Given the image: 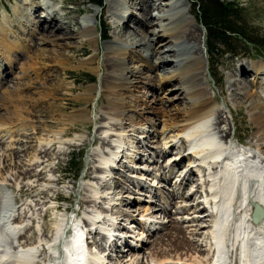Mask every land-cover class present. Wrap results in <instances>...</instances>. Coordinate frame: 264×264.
Returning a JSON list of instances; mask_svg holds the SVG:
<instances>
[{
	"label": "bare ground",
	"instance_id": "6f19581e",
	"mask_svg": "<svg viewBox=\"0 0 264 264\" xmlns=\"http://www.w3.org/2000/svg\"><path fill=\"white\" fill-rule=\"evenodd\" d=\"M26 1L35 16L29 21L38 26L41 35L38 41L42 45L36 46L34 42L31 46L23 40L33 55H29L30 63L27 66L26 63L20 64L22 72L24 68L28 70L35 67L33 63L42 64L41 68L47 72L52 62L64 66L68 58L61 50L71 46L67 40L73 34L65 20L70 12L64 6L59 9L53 8V5L51 7L49 0ZM128 3L134 7L141 5L146 12L142 19L138 17L134 21L137 28L135 32L125 23V19L133 17L129 8L122 11L112 9L110 12V17L116 19V30L113 38L104 46L105 55L112 66L105 69L107 74L101 85L108 95V103L102 110V126L99 128L102 135L100 141L108 149H96L92 154L94 162H91L95 164L89 168L88 175L89 171L96 173L88 179L83 177L85 196L82 205L85 210L76 222H70L68 209L62 210L57 204L59 199H63L58 192L61 178L55 177L57 165L50 164L56 143L67 135L66 127L38 131L37 122L42 123L43 119L38 116L37 110L25 106V102L19 100L23 95L16 94V90L12 92L11 88L0 93V110L3 111L0 112V264H82L83 256L86 258L85 264H264V98L259 97L257 92V89L264 91V67L251 65L249 71L254 73L252 81L250 76H246L248 72H244L243 65L231 70L242 76L240 81L230 82V85L234 87L235 95L245 91L244 97L249 103L257 138L256 147L253 148L240 142L235 144V134L231 138V134L222 126L224 117L217 112L214 97L207 91L205 32L192 13L190 2L128 0ZM44 5L45 9L42 8ZM154 8H158V20L163 22L161 25L153 18ZM17 10L15 13H18ZM98 14L95 8L90 12L92 18L85 17L80 25L77 34L82 43L89 42L98 47ZM2 15L0 85L7 80L6 75L11 74L13 64H18L19 59L13 51L14 47L21 46V42L10 40L12 28L7 24L12 22L11 13L5 9ZM47 16L56 22L44 28L41 22ZM33 30L31 32L34 33ZM23 47L19 51L24 55ZM138 48L150 51V55L143 54ZM98 55V51L91 54L85 62L92 64ZM7 60L9 63H6ZM156 65L162 70L172 68L163 78L166 83L172 80L177 82V90L184 94L186 106L175 112L166 109L153 111L161 117L163 129L157 133L160 138L157 140L159 145L154 146L155 154L145 160H157L171 149L177 151L171 158L166 157L164 165L155 166L153 171L144 166L135 165L132 168L133 171L138 169L154 176L149 186L142 181L145 173L128 177L136 189H147L144 195L150 199L140 200L136 195L133 197L124 193L137 191L134 187L121 186L124 194H120L122 191L117 192L121 180L116 179V187L113 188L115 177H109V174L115 169L120 176H127L122 169H117L121 158L128 157L134 162V159L142 157L134 155V152L129 153L132 147L151 145L138 137L136 141H130L131 134L127 133L141 128L142 125L138 124L149 122L151 126L154 125L150 117H145V122L141 123L129 113L137 107L135 101L139 98L135 96V100H132L131 91L139 83L145 82L143 67L154 69ZM95 67L101 70L100 66ZM129 74L137 75L139 83L132 84ZM161 82L158 83L160 88L163 87ZM41 86L40 99L46 100L50 95L53 98L54 85L50 86L48 79H44ZM12 88L17 89L16 86ZM71 88L72 85L68 84L67 90ZM93 89L87 90L89 95L85 97L86 100L93 98ZM31 99L34 102L38 100L35 97ZM53 118L55 122L62 123L61 117ZM81 119L83 114L74 116L71 122ZM127 119L131 122L128 123ZM141 130L149 133L146 128ZM20 133L24 136L21 145L24 147L27 143V147L32 149L23 155L20 154V147L15 146V143H19L17 137ZM33 141L37 142L36 146H32ZM63 143L71 145V139L66 138ZM189 150L191 155L188 154ZM61 151H56L55 159ZM16 156H19L17 161L14 158ZM187 158L188 161L176 169ZM122 167H129L128 163L122 162ZM172 173L175 178L169 187L154 181L167 180ZM24 179H27L26 183H23ZM63 187L70 188L66 185ZM163 187L167 191H163ZM12 188L16 189L17 196ZM156 196L160 197L158 201ZM183 197L192 200L189 202L190 199L188 201ZM178 198H182L180 202L183 204L178 203ZM134 203L137 204L131 205ZM172 204L175 206L174 212L169 210ZM124 205L128 206L125 212ZM255 205L263 212L256 222L251 219ZM160 213L173 216L166 220ZM122 216L130 222L125 224L120 221ZM132 222H136V226L131 225ZM70 224L74 225L76 234L69 235L67 229ZM121 229L125 230L122 232ZM137 229L140 232L135 236L136 242L129 241L128 238L132 240L131 234ZM161 229L166 231L158 234L150 248H145L147 241H151L149 235ZM81 236H88L85 243L91 244L87 254L82 251ZM123 243L128 246V255L122 248Z\"/></svg>",
	"mask_w": 264,
	"mask_h": 264
},
{
	"label": "rangeland",
	"instance_id": "374dc122",
	"mask_svg": "<svg viewBox=\"0 0 264 264\" xmlns=\"http://www.w3.org/2000/svg\"><path fill=\"white\" fill-rule=\"evenodd\" d=\"M2 1L4 2L3 5H0V20L3 19L2 14L5 9L9 13H11L12 22L7 24L9 27L12 28L13 35H11L10 40L13 42L16 40L21 42L20 44L21 46H19V48L17 46L14 47L13 53L15 54V56L18 57L19 61L17 62L18 64L16 63L15 65L13 64V67L11 69L12 70L11 74L6 75L7 83L5 81L0 85V93H5V90L7 91L9 88H11L12 92H15L16 90V94L23 95V97L19 98V100L21 102H25V106H29L35 111L37 110L36 113L39 114L38 116L41 119H43V121H45V122L42 121V123L37 122L38 124L36 123L37 126H39L38 131H40V129H45L46 130L45 132H47L49 130H57L62 126L66 127L67 135L65 138L61 139L58 143H56L57 147H55L54 151H52L53 155L50 164L57 165V171L55 177L61 178L60 185L58 187V192L61 196H63V199H59L57 201L58 206L62 210L68 209V216L71 219H74L73 218L74 215H76V219H78L83 215V211L85 210V207H83L82 205V200L84 199L85 196V193L83 194V188H82L84 183L83 177L86 176V178L88 179L90 178V176H94V173H96L93 171H89V175H88L89 168L92 166V164H95L93 163L94 160L92 159L93 158L92 154L96 149H101V148L108 149V146L102 145L100 141L102 135L99 128L100 126H102V122H100L102 110L106 108V103H108V95L106 94L105 89L102 88L101 85L103 82V78L107 74V71L105 69L107 67L112 66V63L111 62L109 63L105 55L106 51L104 49V46L110 39L113 38L114 32L116 30L115 29L116 19L110 17L111 15L110 12H112V9H117L118 11H122V9L124 8H129L128 11L133 13V17L129 19H125V21H127L125 23H127V25H129V28L135 32L137 28L135 27L134 21H136V18L138 17L142 19L143 14H145L146 10L141 5L137 7L130 5L128 3V0H104L102 7L87 5L83 0H52L51 3L49 2L51 4V7L54 6L53 8L59 9V7L64 6L66 7L67 12H70V15L67 16L65 20L68 22L69 28L73 31V34L67 40L71 44V46L66 50H61L64 56L68 58L67 63L64 64L63 66L59 63L52 62L48 72L46 69L44 70L41 68L42 64L33 63L36 65L35 67H32L28 70L24 68L25 71L23 70L24 72H22L21 65L23 63H26L25 66H27V64L30 63V62L28 63L29 57L33 55L32 50H30V48H28V46L25 45L23 40H26V42H28L31 46L34 42H36L35 43L36 46L42 45V43H39L38 41L40 40L41 37L40 31L38 29V26L34 25L31 21H29V18L32 19L35 18V16L34 14H32V11H30V7L26 0H2ZM225 1H234L242 5V7L245 8L247 24L251 27H254L259 33L264 35V0H225ZM190 4L192 8V13L196 17V12H195L196 9L194 8L192 3ZM42 8L45 9L46 8L45 5L42 6ZM95 8L98 9L99 11L98 20H97V27L100 32L98 47H96L95 44H91L89 42L82 43L79 35L77 34L78 30L80 29L79 28L80 25L84 22V18L85 17L92 18L90 12H93ZM15 10H17L18 13H15ZM153 10L154 11L152 12V14H153V18L156 19L155 22L158 25H161L163 22L158 20L160 17V15L157 14L158 8H154ZM55 22L56 21L52 17L47 16V18L43 19L41 25L45 28L48 27L50 24L53 25ZM197 23L201 27H203L198 19H197ZM105 29H108L107 39H104L103 37ZM31 30H33L34 33L31 32ZM203 30L205 32L204 27ZM137 38L138 37H136V39ZM204 39H205V46L207 48L206 32L204 34ZM239 45L240 46L238 47L236 52L237 55L234 54L232 55L230 53L222 56H219L217 54L212 55L211 53L209 54V51L207 50L208 71L205 77V81H207L209 86L207 90L208 94L214 97L217 112H220L224 117L223 118L224 123L222 124V126H224V128L229 133V135L231 134L230 135L231 138H234L233 135L235 134L233 143L236 144V142H240L245 144L244 146L246 147L250 146L253 148L257 143L256 142L257 138L255 135L256 126L253 123L251 115L249 113V108H248L249 103L244 97L245 91H242L240 93L237 92V94L235 95L234 87H231L230 85V82H234L236 80L240 81V79H242V76L239 73L231 72V70L243 65L245 67L244 72L246 71L248 72L246 76H250L249 78L252 81L254 77L253 76L254 73L249 71L251 69V65H262L264 67V46L248 45L243 42H240ZM22 47L25 49V51L23 52L24 55L21 54V52L19 51V49ZM218 47L222 48L221 45H218ZM32 48L34 49V46ZM137 50H139L143 54L150 55V51L145 52L143 49L140 48H138ZM97 51L99 52V55L94 60V62L92 64L86 63L85 61L90 57V55L95 54ZM6 63H9V61L7 60ZM129 64L131 66L133 65L132 63ZM95 66H100L101 70H97ZM171 69L172 68H167L165 70H162V67H158V65H156V68L154 69H147L143 67L142 69L143 77L145 78V82L143 83L137 82L140 81V79L137 78L138 77L137 75L132 76L131 74H129V78L133 80L131 82L132 84L139 83L138 87L131 91L132 95H130L132 100H135V96L139 97L135 101L137 107L135 109L133 108L131 113L129 114L133 116L135 121L141 123L145 122L144 120L145 117H150L153 119L154 125L151 126L149 122H146V124H138L137 126L142 125L140 126L141 128H138V130L134 129L129 133H127V134H131L130 141H134V140L136 141V137H138L145 140V144L148 143L151 145L144 146L143 144H139V145H135V147H132V151L130 150L129 153L132 154L134 152L133 153L134 155L138 154L142 157L140 159L139 158L134 159L133 160L134 162H131V159L128 157H123V159L121 158V162H120L121 164L119 163L117 165V169L118 168L122 169V171L125 172L127 176L125 175L120 176L117 173V170L115 169L110 171L111 173L109 174L110 175L109 177H115L114 180L112 179L113 184L112 181L109 182L110 184L114 185L112 186L113 188L116 187L115 186L116 182L114 181H116V179L121 180L120 185H118L117 187V192L122 191V193L120 194L125 193L126 195L133 197L136 195L137 197L141 198L140 200H144L145 198H147V200L150 199L149 196L144 195L147 189L145 187H144L145 189L143 187L140 189H136L134 185L131 183L130 179H128V177L132 176V174L135 176H139V174L145 173L143 175L144 179H142V181L146 182L147 186H149L152 184V179H154V176L151 175L150 173L139 171L138 169H136L137 171L135 170L133 171L132 168L135 165H137V166H144L145 169L153 171V168H155V166L159 167L160 165H164L163 162L166 159V157L168 159L171 158L173 153L177 151L171 149L170 152H167L161 157H159V159H157L158 161L145 160L146 158H150V156L155 154L154 148L156 147L154 146L158 144L157 140H159L160 138V136L157 133L163 129V122L161 117L158 116L159 114L157 115L153 111L156 112L158 110L166 109V111L171 110L175 112V111L183 110L184 107L186 106V101L185 99H183L184 94L182 92H178L177 90L178 87L177 82L172 80L166 83L165 81L166 79L163 78L167 74L168 70ZM33 70L35 71V73ZM84 74L90 75L91 78L84 76ZM44 79H48V83L50 86L54 85L52 86L53 98H51L50 95V97H47L46 100L42 98L40 99L39 97L40 96L39 94H41L42 93L41 91L43 90L41 89L42 88L41 84ZM161 80L163 81V83L161 82ZM160 82L163 84L162 88H160V85H158V83ZM68 84L72 85L71 90H67ZM12 86H16L17 89L12 88ZM89 89H93V92L91 93L93 98H91L90 100H86L85 97H88L89 94L87 90ZM257 90H258L257 92L259 93V97L264 98V91H262L261 89H257ZM33 97L37 98L38 100L34 102L33 101L34 99L33 100L31 99ZM144 107L146 108V110H143ZM0 112L2 113L3 111L0 110ZM79 114H83V119L75 122H71L72 118ZM53 117H61L62 123L55 122ZM127 122L130 123L131 120L127 119ZM129 128L131 129V127ZM145 128L149 131L148 134L142 132L143 130L141 129H145ZM155 130L157 131L153 134L152 132ZM147 136H149V138H146ZM17 138H19L20 140H18L19 143L18 142L15 143L16 144L15 146L20 147L19 148V150H21L20 154L23 155L24 153L30 152V150L32 151V149L27 147L28 146L27 143L26 146L24 147L21 145L22 143H24V141H22L24 140V136H22L21 133L20 135H18ZM66 138L71 139V145H66L63 143V141ZM31 144L32 146H36L37 142L33 141ZM59 149H61L62 151L60 154H58L59 156L55 159L56 156L55 153ZM182 150L183 147L181 148V151ZM73 155L77 157V169L75 171H70L69 163ZM14 158L17 161L19 159V156H16ZM23 158L22 160L25 159ZM128 159L130 161H128ZM92 160L93 162H91ZM186 161H188V158L184 159L180 163V165H177L176 169L183 166L186 163ZM24 162H26V160ZM122 162L128 163L129 167L123 168ZM193 176L195 177L194 174ZM173 178H175L174 173H172L169 179L167 180L160 181L158 179L154 181H156L157 183L160 182L161 184H164V186L169 187V185L172 184L171 182ZM26 181L27 179H24L23 183H26ZM64 185L69 186L70 188L66 189L63 187ZM121 186L125 188L129 186H130L129 188L134 187L135 190L137 191L129 192L131 194H128L124 192V190H121L122 189ZM166 187L162 188L163 191H167ZM189 187L185 188L184 190L187 191ZM14 189L15 188H12V191L17 196L18 193L17 191H15L16 189L15 190ZM115 197L117 198L118 196ZM155 199L157 200L158 196H156ZM187 200L191 202L192 198H188ZM177 201L178 203L183 204L182 202H180L183 201L182 198H178ZM146 202L147 201H145V203ZM135 204L137 203L131 205H135ZM122 207H123V212L127 211L125 209V207H128L127 205H124ZM174 207H175L174 204H172L169 210L174 212L173 211ZM118 208L120 207H117V209ZM134 208H137V206H135ZM189 209L190 207H188V211L190 212ZM159 215L160 216L162 215V218L165 217L166 220H170L172 214L169 213L165 215L160 213ZM50 219L51 217H49L48 221H50ZM120 221H122L125 224H128L130 222V220H126L124 216L121 217ZM130 224L136 226V222H132ZM203 224L205 225V222H203ZM180 226H182V223H180ZM123 230L125 229H121L122 232ZM164 230L166 231V229H161L159 230V232H155L152 235H149L151 241L150 242L147 241L145 248H150L151 243L154 240L156 241L158 234L164 233L165 232ZM202 231L205 232L206 229L203 228ZM138 232L140 231L137 229L135 233L131 234L132 240L129 238L128 240L136 242L137 239L135 236L136 234H138ZM27 236H29V234ZM97 239L99 240L100 238L98 237ZM142 241L146 242V240L143 239ZM119 243L122 242L120 241ZM122 248L124 249V251L128 250V246L125 243L122 244ZM125 253H127L128 255L129 251ZM115 258L117 259V257Z\"/></svg>",
	"mask_w": 264,
	"mask_h": 264
},
{
	"label": "trees",
	"instance_id": "16d2710c",
	"mask_svg": "<svg viewBox=\"0 0 264 264\" xmlns=\"http://www.w3.org/2000/svg\"><path fill=\"white\" fill-rule=\"evenodd\" d=\"M87 5L102 7L104 0H83ZM196 9V17L205 29L207 50L212 55H237L239 43L264 46V35L247 24L245 8L234 1L225 0H188ZM4 1L0 0V5ZM108 29L104 30L107 39ZM221 45L222 48L218 47ZM84 76L91 78L90 75ZM77 169V157L73 155L69 170Z\"/></svg>",
	"mask_w": 264,
	"mask_h": 264
},
{
	"label": "water",
	"instance_id": "95a60500",
	"mask_svg": "<svg viewBox=\"0 0 264 264\" xmlns=\"http://www.w3.org/2000/svg\"><path fill=\"white\" fill-rule=\"evenodd\" d=\"M257 210L260 211V215H259V216H256V218H255V213L252 215V216L255 218V219H254L255 221H258V220L260 219V217L263 216V212H262L261 208H260L259 206L255 205L253 211L255 212V211H257Z\"/></svg>",
	"mask_w": 264,
	"mask_h": 264
}]
</instances>
